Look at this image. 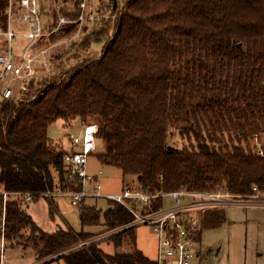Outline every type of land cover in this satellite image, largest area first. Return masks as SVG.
<instances>
[{"label":"trees","instance_id":"16d2710c","mask_svg":"<svg viewBox=\"0 0 264 264\" xmlns=\"http://www.w3.org/2000/svg\"><path fill=\"white\" fill-rule=\"evenodd\" d=\"M73 1V11L60 10L72 22L52 41L77 32L80 0ZM7 5L0 0L1 24ZM112 8L115 32L94 31L76 46L105 38L98 57L33 83L22 99L0 102V188L43 197L50 217H62L56 197L41 193L79 191L82 183L66 176L65 149L48 129L77 117L99 121L96 156L122 170L126 187L154 193L227 186L246 196L264 186V157L253 144L255 134L264 137V0H124ZM29 203L11 198L3 216L0 195V242L9 248L58 255L65 264H155L137 247L136 226L126 227L133 214L115 201L105 210L83 203L80 230L63 220L51 232L27 212ZM163 204L158 198L152 209ZM226 221L224 209L206 212L194 239ZM100 224L123 228L108 239L119 248L128 237L133 250L109 253L98 241L70 250L97 236L85 226Z\"/></svg>","mask_w":264,"mask_h":264},{"label":"built area","instance_id":"2783aa9c","mask_svg":"<svg viewBox=\"0 0 264 264\" xmlns=\"http://www.w3.org/2000/svg\"><path fill=\"white\" fill-rule=\"evenodd\" d=\"M93 2L99 3L100 0H82L81 11L76 20L78 23L95 20L98 10ZM71 22L69 17L60 16L47 25L43 16L42 0H8L7 18L5 23L0 22L2 101L24 97L31 85L40 78V68L47 70L51 62V56L48 58L49 46H41V41L58 35ZM15 37L23 39L25 46H22L21 41L15 43ZM38 63L41 64L39 68ZM50 73L47 72L43 77H50ZM99 129V121L89 118L84 123L82 134L71 132L68 135L70 148L63 154L64 170L68 178L82 183V189L41 194L66 197L78 207L89 198H105L125 206L134 216V220L126 227L151 224L157 236L156 257L152 258L155 264H192L193 258L200 253V242L194 239L193 234L204 221L206 212L225 209L231 205L264 206V186L259 184L253 185V193L246 196L231 192L227 186L208 191L183 188L154 193L139 187L123 186L118 192H107L102 183L104 171L99 169L95 173L89 169L90 156L99 152ZM253 144L256 154L264 157V137L259 133L255 134ZM0 195L3 196V216L9 199L20 198L29 202L34 199L31 192L9 191L5 188H0ZM158 198H162L164 204L158 209H152ZM166 200H170L169 206L165 205ZM122 229L113 230L111 235ZM94 239L83 241L70 250L84 247ZM4 252L3 247L0 264H11L5 259ZM57 257L58 255L35 258L27 264H57Z\"/></svg>","mask_w":264,"mask_h":264},{"label":"rangeland","instance_id":"374dc122","mask_svg":"<svg viewBox=\"0 0 264 264\" xmlns=\"http://www.w3.org/2000/svg\"><path fill=\"white\" fill-rule=\"evenodd\" d=\"M119 7L124 0H118ZM82 0H80L81 5ZM97 6V17L95 20H86L83 23H78V30L75 34L64 37L63 39H56L52 41V36L49 40L44 39L41 41V46H49L48 58L51 56V62L49 68H40L39 76L40 78L34 82L39 87V83L44 80H49L52 76L57 75L66 70H70L75 65H78L82 61L98 57L101 53L103 45L106 41L102 38L99 41L91 42L87 49H77L76 46L81 42V40L86 39L94 31L104 30L107 36L110 37L116 30V21L118 18V12L113 10L112 0H100V2H93ZM71 12L75 8L73 0H42V11L45 18V22L49 25L54 21L53 12H58V17L65 16L61 9ZM80 8V7H79ZM65 29V27L63 28ZM62 29V31H64ZM61 31V32H62ZM59 33L58 35H60ZM56 35V36H58ZM94 36L90 37L93 40ZM21 41L22 46H25V42L20 37H15L14 42L18 43ZM49 44V45H47ZM38 68L40 63H38ZM47 72H51L48 76ZM43 77V78H42ZM18 95V93H17ZM20 96V95H19ZM2 98L0 96V102ZM84 128V123L80 118H75L71 121H65L59 119L49 126L48 134L49 137L56 143L61 144L66 147L68 144V135L71 132H76L77 134H82ZM172 144H181L177 137H172L169 140ZM89 169L91 172H97L99 169L104 171L102 175V183L104 189L107 192H118L124 186V177L122 170L119 167L109 166L101 163V161L94 154L89 158ZM57 204L62 212L61 216H56L51 218L49 215L48 204L45 198H40L38 201H32L27 206V212L33 216L38 225L46 231H55L60 225H63V220H68L77 229L82 228L81 221L79 219V207L73 205L66 197H56ZM87 204H95L98 208L105 210L109 207V201L105 198L93 199L89 198L85 202ZM171 204L170 200L165 201V205L169 206ZM228 219L236 222H241L243 217H246V213L253 216L264 217V207H250L244 208L241 206H227L225 208ZM225 224L222 227L210 228L204 231L202 235V252L205 254L204 257H194L192 264H224L225 260L220 256V260H214L215 253H211V248L220 244L224 236ZM223 228V229H222ZM85 231L94 232L97 234L94 241L100 242V246L109 253L131 251L133 250V245L130 239L127 237L124 241L123 246L116 248L108 238L110 237L111 231H104V226L102 224L96 226H85ZM116 232V231H115ZM136 234V244L137 247L142 250L147 256L151 258L156 257L157 248V236L153 231L151 224H142L135 227ZM4 247V256L7 261L11 264H27L33 261L36 257L32 250H23L22 247L9 248L6 241L3 238L0 242V251ZM211 250V252H208ZM57 264H65L63 260L57 261Z\"/></svg>","mask_w":264,"mask_h":264},{"label":"crops","instance_id":"0c3cea01","mask_svg":"<svg viewBox=\"0 0 264 264\" xmlns=\"http://www.w3.org/2000/svg\"><path fill=\"white\" fill-rule=\"evenodd\" d=\"M70 148L69 144L63 147ZM87 201V200H86ZM241 206V205H236ZM244 208L264 206H241ZM225 211V209H224ZM226 213V211H225ZM227 216V214H226ZM223 240L208 252L215 253L214 260H225L224 264H264V217L246 213L241 222L228 219L225 223ZM223 224L219 227H222ZM210 229V228H209ZM207 228H204L202 235ZM202 235L200 239V253L198 258L204 257L202 252ZM201 259V258H200Z\"/></svg>","mask_w":264,"mask_h":264},{"label":"water","instance_id":"95a60500","mask_svg":"<svg viewBox=\"0 0 264 264\" xmlns=\"http://www.w3.org/2000/svg\"><path fill=\"white\" fill-rule=\"evenodd\" d=\"M114 9L117 8L118 0H112ZM239 45H242L241 43Z\"/></svg>","mask_w":264,"mask_h":264}]
</instances>
